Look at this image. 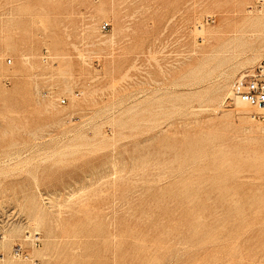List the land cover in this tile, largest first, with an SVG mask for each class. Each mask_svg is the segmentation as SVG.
<instances>
[{
    "label": "rangeland",
    "instance_id": "1",
    "mask_svg": "<svg viewBox=\"0 0 264 264\" xmlns=\"http://www.w3.org/2000/svg\"><path fill=\"white\" fill-rule=\"evenodd\" d=\"M262 15L264 0H0V264H50L46 247L52 264H264V114L233 99L264 65Z\"/></svg>",
    "mask_w": 264,
    "mask_h": 264
},
{
    "label": "built area",
    "instance_id": "2",
    "mask_svg": "<svg viewBox=\"0 0 264 264\" xmlns=\"http://www.w3.org/2000/svg\"><path fill=\"white\" fill-rule=\"evenodd\" d=\"M207 21V19H206ZM107 24L102 25L101 29H106ZM11 61L8 60V63ZM235 94L247 105L264 108V65L260 64L255 69L242 73L235 83ZM77 95V94H76ZM66 98H60L59 105H64ZM263 119V118H262ZM33 243L38 245V237H33ZM12 254L20 257L24 252V246L21 243L13 245ZM30 264H41L37 259H31Z\"/></svg>",
    "mask_w": 264,
    "mask_h": 264
},
{
    "label": "bare ground",
    "instance_id": "3",
    "mask_svg": "<svg viewBox=\"0 0 264 264\" xmlns=\"http://www.w3.org/2000/svg\"><path fill=\"white\" fill-rule=\"evenodd\" d=\"M21 3H22V2H21ZM100 9H101V8H100ZM259 11H260V10H259ZM259 18H261V20H262V21H261V27L264 28V15L260 16ZM201 27H202V26H201ZM201 27L199 26V29H197V27H196V29H197L198 31H201V32H202V28H201ZM197 30H196V31H197ZM201 34H202V33H201ZM203 34H205V33H203ZM193 35H194V34H193ZM209 36H210V35H209ZM196 37H197V36H195V38H196ZM201 37H202V36H201ZM201 37H200V38H201ZM259 49H260V48H259ZM256 50H257V49H256ZM257 52H258V51H257ZM259 59H260V58H259ZM222 73H223V72H222ZM224 73H225V72H224ZM218 75H219V74H218ZM229 89H230L229 95L233 94L232 87L229 88ZM230 93H231V94H230ZM234 93H235V91H234ZM227 94H228V92H227ZM233 99H234V104H235V109H234V110L237 111V112L259 111V112H262V114H264V108L262 109V108L253 107V106L247 105L246 103L242 102V100H240V99L236 96V94L233 96ZM218 148H219V147H218ZM211 149H212V148H211ZM242 154H243V153H242ZM227 162H228V161H227ZM233 174H234V173H233ZM235 174H236V172H235ZM224 177H225V176H224ZM219 185H220V184H219ZM223 197H224V196H223ZM234 203H235V202H234ZM234 209H235V207H234ZM195 212H196V211H195ZM37 217H38V216H37ZM197 217H198V216H197ZM96 218H97V217H96ZM96 218L93 220V222H92V220H91V223H92V224L94 223V225H97V227H98L99 225L102 226V223H101L100 221H97ZM241 218H243V217H241ZM195 219H196V218H195ZM198 219L200 220V218H198ZM30 220H31V219H30ZM36 220H37V219H36ZM56 220H57V219H56ZM59 220H60V219H59ZM40 221H42V220H37V221L34 223L35 226H37V225L39 226V223H40V226H41V222H40ZM54 221H55V220H54ZM61 221H62V219H61ZM61 221H59V222H61ZM55 222H57V221H55ZM88 222H89V221H88ZM51 223H53V222H51ZM62 223H63V222H62ZM86 223H87V222H86ZM199 223H200V222H199ZM42 224H43V223H42ZM60 224H61V223H60ZM68 224H69V223H68ZM191 224H192V223H191ZM200 224H201V223H200ZM78 225H79V224H78ZM38 226H37V228H38ZM197 226H198V225H197ZM94 227H95V226H94ZM39 228H40V227H39ZM39 228H38V229H39ZM55 228H56V227H55ZM85 228H86V227H85ZM34 229H36V227H35ZM34 229H33V230H34ZM74 229H75V228H74ZM74 229H73V231L77 232V233L74 232V233L72 234L74 237L81 235V234H79V233H81V229H80V230H78L77 228H76L77 230H74ZM113 229H114V228H113ZM36 230H37V229H36ZM4 231H5V230H4ZM37 231H38V230H37ZM37 231H36V233H37ZM60 231L62 232V233H60L61 236H62V235H63V232L65 233V231H62V230H60ZM67 231H68V230H67ZM67 231H66V232H67ZM78 231H80V232L78 233ZM82 231H83V230H82ZM88 231H89V230H88ZM88 231H87V232H88ZM90 231H92V233H91V232H90V233H91L92 236L94 237V233H93V232H95V229H94V230L92 229V230H90ZM97 231H99V232H97L96 236H97V235H101V234H103V236H104V233H103L104 231H102L101 228H100V230H97ZM84 232H85V231H84ZM229 232H230V231H229ZM108 233H109V231L106 233V234L108 235L107 237H109V236H111V237H109V239L106 237V241H107V239H108V240H110L111 243H113V241H114V237H113L112 235H113L114 233H113L112 235H111V233H109V234H108ZM83 234H84V233H83ZM83 234H82V235H83ZM85 234H86V233H85ZM88 234H89V233H88ZM106 234H105V235H106ZM223 234H224V233H223ZM52 235H53V234H52ZM64 235H65V234H64ZM64 235H63V236H64ZM66 235H67V234H66ZM27 236H28V235H27ZM49 236H50V234H49ZM56 236H57V235H56ZM58 236H60V235H58ZM61 236H60V237H56V238H57V239H58V238H61ZM67 236H69V235H67ZM67 236H66V237H67ZM89 236H90V235H89ZM120 236H121V235H120ZM66 237H64V238H66ZM80 237H81V236H80ZM93 237H92V239H93ZM200 237H201V236H200ZM200 237H199V238H200ZM216 237H217V236H216ZM222 237H223V236H222ZM228 237H229V236H228ZM4 238H6V237L4 236ZM47 238H48V237H46V239H47ZM67 238H68V237H67ZM72 238H73V237L71 236V240H72ZM77 238H78V241H79L80 238H79V237H77ZM83 238H84V237H83ZM88 238L90 239L91 236L88 237ZM88 238H87V239H88ZM94 238H95V237H94ZM98 238H99V237L95 238V243H96V244H97L96 240H97ZM103 238H104V237H103ZM103 238L100 237L99 239H103ZM116 238H117V237H116ZM121 238H122V237H121ZM46 239H45V240H46ZM48 239H50V238H48ZM62 239H63V238H61V240H62ZM69 239H70V238H69ZM74 239H75V238H74ZM87 239L85 238V241H86ZM89 239H88V240H89ZM92 239H91V240H92ZM219 239H220V238H219ZM50 240H51V239H50ZM52 240H53V238H52ZM54 240H56V239L54 238ZM61 240L59 239V241H61ZM63 240H64V239H63ZM66 240H67V239H66ZM76 240H77V239H76ZM88 240H87V241H88ZM213 240H215V239H213ZM59 241H57V242H59ZM69 241H70V240H69ZM69 241L67 242V244L65 243L68 247H69ZM85 241H84V243H85V245H87V244H86L87 241H86V242H85ZM89 241H90V240H89ZM93 241H94V240H93ZM97 241H98V240H97ZM201 241H202V240H201ZM57 242H56V245H57ZM65 242H66V241H65ZM79 242H80V241H79ZM79 242H78V243H79ZM101 242H102V241H101ZM103 242H104V241H103ZM110 242H109V243H110ZM205 242H206V241H205ZM2 243H3V242H2ZM62 243H63V241H62ZM70 243L72 244L73 242H70ZM76 243H77V242H76ZM76 243H75V244H76ZM91 243H92V241H91ZM105 243H106L107 245H109V243H107V242H105ZM105 243H104V244H105ZM179 243H180V242H179ZM196 243H197V242H196ZM206 243H207V242H206ZM3 244H4V243H3ZM92 244H93V243H92ZM92 244H91V245H92ZM217 244H218V243H217ZM217 244H216V245H217ZM48 245H49V243H48ZM81 245H83V242L80 243V245L77 244V245L74 247V249H73L74 251H73V250H70V251H73V256H77V257H81V256H82V254H81L80 252L83 251V250H81V249H84V250H85V247H83L84 245H83V246H81ZM107 245H106V246H107ZM115 245H116V244H115ZM179 245H180V244H179ZM196 245H197V244H196ZM61 246H62V245H61ZM73 246H74V245H73ZM93 246H94V244L92 245V249L90 248L91 250H93ZM96 246H98V245H96ZM182 246H183V245H182ZM2 247H4V245H2ZM53 247H54V246H53ZM58 247H59V246H58ZM86 247L88 248L89 246H86ZM109 247H110V246H109ZM113 247H115V246H113ZM197 247H198V246H197ZM69 248H70V247H69ZM104 248H105V247H104ZM199 248H200V247H199ZM50 249H51V248H50ZM60 249H61V248H60ZM79 249H80L81 251H80ZM88 249H89V248H88ZM90 249H89V250H90ZM109 249H110V248H109ZM66 250H68V249H66ZM95 250H96V249H94L93 251H95ZM99 250H100V249H99ZM99 250H98V251H99ZM105 250H106V249H105ZM107 250H108V249H107ZM194 250H195V249H194ZM196 250H197V249H196ZM35 251L37 252L36 254L34 253ZM35 251L33 252V254L39 256V258H42V259L45 260L46 262H50V264H52V260H53V257H52V256H53V255L51 254V251L49 250L48 247L44 248V250H39V251H38V250H35ZM64 251H65V250H64ZM98 251H97V252H98ZM66 252H67V251H66ZM86 252H87V251H86ZM105 252H106V251H105ZM61 253H63V252H61ZM61 253H60V254H61ZM64 253H65V252H64ZM64 253H63V254H64ZM89 253H90V251H89ZM69 254H70V253H69ZM97 254H98V253H97ZM67 255H68V253H67ZM192 255H193V254H192ZM60 256H61V255H60ZM63 256H64V255H63ZM68 256H71V257H72L71 254L68 255ZM95 256H96V255H95ZM71 257H70V258H71ZM34 258H35V257H34ZM63 258H65V257H63ZM74 258H75V257H74ZM86 258H87V257H86ZM26 259H27V260H30V259L28 258V256H25V255H24L23 260H26ZM82 259H83V258H82ZM11 260H12V259H11ZM65 260H66V259H65ZM71 260H72V259H71ZM94 260H95V259H94ZM236 260H239V259H236ZM8 261H9V260H8ZM68 261H69V260H68ZM0 262H1V261H0ZM3 262H6V261L4 260ZM74 262H75V261H74ZM236 263H237V262H236ZM1 264H2V263H1ZM16 264H26V263L22 261V262H19V263H16Z\"/></svg>",
    "mask_w": 264,
    "mask_h": 264
}]
</instances>
